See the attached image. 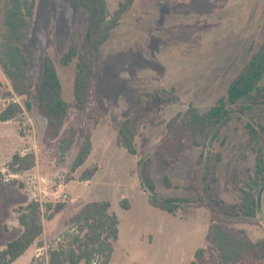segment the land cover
<instances>
[{
    "label": "rangeland",
    "instance_id": "rangeland-1",
    "mask_svg": "<svg viewBox=\"0 0 264 264\" xmlns=\"http://www.w3.org/2000/svg\"><path fill=\"white\" fill-rule=\"evenodd\" d=\"M121 1L107 0L110 12ZM73 4L74 0H36L31 35L23 46L29 76L36 83L44 56H50L70 110L53 141L44 140L46 119L38 113L35 90L31 111L6 124L0 122V249L21 233L15 209L31 200L41 201L44 213L48 205L64 207L44 221L41 237L13 264L46 257L48 247L68 230L70 218L94 200L109 201L110 211L119 219V237L108 264H212L216 250L208 240L211 211L234 218V225L245 229L252 242L264 241V220L258 215L244 216L241 207L257 159L247 124L258 131L264 144V77L263 90L249 102L243 101L247 105L244 112L230 106L229 120L219 125L205 145L186 148L169 166L155 156V149L167 136L169 120L190 103L203 112L208 110L262 43L264 0H136L96 58L94 88L103 111L98 123L73 106L77 58L68 65L61 62L70 46L81 48L87 29V11H75ZM2 17L0 0V30ZM158 89H174L177 98L148 104L135 114L137 95ZM11 93L0 69V111L11 100ZM18 101L22 103L21 98ZM150 111L156 121L143 125L135 143L153 161L156 195L191 200L196 193L187 172L203 156L209 188L203 206L186 203L174 215L147 202L148 192L141 188L136 169L138 157L119 147L116 139L126 118H140ZM72 126L78 136L73 148L63 154L57 144ZM89 132L92 153L73 170L82 138ZM31 152L36 156L35 167L19 173L8 171L6 165L14 153ZM94 167L96 174L82 180V173ZM38 177L43 180L37 182ZM12 180L15 185L10 184ZM56 191L67 197L55 198ZM122 199L131 203V210L120 206ZM199 249L202 254L197 253Z\"/></svg>",
    "mask_w": 264,
    "mask_h": 264
},
{
    "label": "trees",
    "instance_id": "trees-1",
    "mask_svg": "<svg viewBox=\"0 0 264 264\" xmlns=\"http://www.w3.org/2000/svg\"><path fill=\"white\" fill-rule=\"evenodd\" d=\"M136 0H122L114 12H110L107 0H74V10L87 11V29L81 48L70 46L62 57V64L76 60V72L73 81L74 103L79 111L85 112L87 118L98 123L103 118V111L95 95V62L102 46L109 39L122 17L131 9ZM2 21L0 30V69L12 89L11 100L0 111V121L15 120L32 109V93L36 92L38 113L46 119L44 140H56L67 121L70 104L63 97V86L53 59L46 55L43 58L42 72L36 83L29 76V60L23 46L29 41L36 0H1ZM264 77V39L251 54L249 60L232 80L223 96L205 112L190 103L184 112L177 113L167 123V136L155 149V156L169 166L180 159L181 153L193 145H205L214 131L229 120L230 106L236 107L239 113L247 108L246 103L253 95L260 93ZM15 96V98H14ZM21 98L22 103L16 101ZM177 98L174 89H158L137 95L134 113L139 114L148 104L172 101ZM254 104L255 102H251ZM154 111L140 118H126L118 131L116 144L129 154L137 156L136 169L140 185L148 192V202L154 208L175 214L186 203L203 206L208 198L209 188L204 177L205 163L203 156L187 172L195 196L191 200L180 198H160L155 193L151 177L152 159L145 152H139L135 143L140 129L145 124L156 121ZM246 128L250 134L252 150L257 154L255 174L252 183H247L243 190L241 207L244 216H253L257 211L256 192L264 183V144L260 142L259 133L251 124ZM78 136V130L70 127L57 147L65 154L71 150ZM92 151L91 133H86L81 141L73 161L72 169L82 166ZM36 165L33 152L22 155L14 153L6 167L10 173L27 171ZM97 168L86 169L82 180H90ZM0 177L2 174L0 172ZM11 185L16 181L12 180ZM123 209L130 208V202L122 199L119 202ZM43 204L31 200L19 205L15 211L22 228L21 233L8 241L0 249V264H13L19 257L41 237L44 232V221L51 219L64 207L63 204L48 205L46 212ZM246 210V211H245ZM47 214V215H45ZM235 219L211 211L208 225V240L216 250L212 264H264V241L252 242L247 231L236 227ZM119 237V219L110 213V203L94 200L84 205L69 220L68 230L48 247L46 257H33L28 264H108ZM198 254H202L199 249ZM99 261H98V260Z\"/></svg>",
    "mask_w": 264,
    "mask_h": 264
},
{
    "label": "flooded vegetation",
    "instance_id": "flooded-vegetation-1",
    "mask_svg": "<svg viewBox=\"0 0 264 264\" xmlns=\"http://www.w3.org/2000/svg\"><path fill=\"white\" fill-rule=\"evenodd\" d=\"M261 187L256 191V195L254 196V199H256L257 201V211L253 214V216H250V217H255L256 215H258L264 220V191L262 192L260 201L258 200V194H259Z\"/></svg>",
    "mask_w": 264,
    "mask_h": 264
},
{
    "label": "built area",
    "instance_id": "built-area-1",
    "mask_svg": "<svg viewBox=\"0 0 264 264\" xmlns=\"http://www.w3.org/2000/svg\"><path fill=\"white\" fill-rule=\"evenodd\" d=\"M16 101H18V99L16 98ZM38 180L39 181H37V182H40V180L42 181L43 179L42 178H40V177H38ZM39 192L40 193H45V191L44 190H42V189H40L39 188ZM53 195H54V197L55 198H62V199H64V198H66L67 197V195L65 194V193H58L57 191L55 192V193H53ZM38 201V200H37ZM40 203H41V201H39Z\"/></svg>",
    "mask_w": 264,
    "mask_h": 264
},
{
    "label": "crops",
    "instance_id": "crops-1",
    "mask_svg": "<svg viewBox=\"0 0 264 264\" xmlns=\"http://www.w3.org/2000/svg\"><path fill=\"white\" fill-rule=\"evenodd\" d=\"M11 121H12V120L5 121V122L0 121V122L6 124V123L11 122ZM25 150H26V149H25ZM25 150H24V151H25ZM92 150H93V140H92ZM91 153H92V151H91ZM22 155H24V154H22ZM90 155H91V154H90ZM89 157H90V156H89ZM141 188H142V186H141ZM143 191H144V190H143ZM104 201H105V200H104ZM108 202H109V201H108ZM147 202H148V194H147ZM109 203H110V202H109ZM148 203H149V202H148ZM130 204H131V203H130ZM110 205H111V204H110ZM152 207H153V206H152ZM110 209H111V206H110ZM131 209H132V205H130V208H129V209H126V210H131ZM150 211H151V210H150ZM160 211H161V210H160ZM110 213H114V214H116L115 212H111V211H110ZM169 214H170V213H169ZM175 214H177V212H176ZM175 214H174V215H175ZM208 225H209V224H208ZM28 250H29V249H28ZM28 250H27V251H28ZM27 251H26V252H27ZM25 254H26V253H25ZM25 254H24V255H25ZM216 254H217V253H216ZM216 254H215V257H216ZM36 257H37V256H36ZM215 257H214V258H215Z\"/></svg>",
    "mask_w": 264,
    "mask_h": 264
},
{
    "label": "water",
    "instance_id": "water-1",
    "mask_svg": "<svg viewBox=\"0 0 264 264\" xmlns=\"http://www.w3.org/2000/svg\"><path fill=\"white\" fill-rule=\"evenodd\" d=\"M264 191V184L262 185L260 191H259V194H258V200L260 201V198H261V195H262V192Z\"/></svg>",
    "mask_w": 264,
    "mask_h": 264
}]
</instances>
